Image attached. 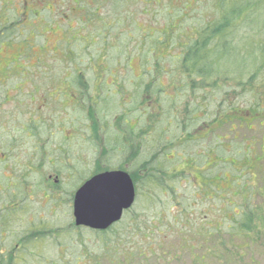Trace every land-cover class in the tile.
<instances>
[{"label":"rangeland","instance_id":"rangeland-1","mask_svg":"<svg viewBox=\"0 0 264 264\" xmlns=\"http://www.w3.org/2000/svg\"><path fill=\"white\" fill-rule=\"evenodd\" d=\"M80 1L0 0V18L2 3L21 18L0 37V244L17 256L31 239L0 262L264 264V127L250 122V100L176 69L173 43L147 51L165 6ZM238 33L219 68L246 80L251 39ZM107 169L131 175L133 206L107 230L77 226L76 192Z\"/></svg>","mask_w":264,"mask_h":264},{"label":"trees","instance_id":"trees-1","mask_svg":"<svg viewBox=\"0 0 264 264\" xmlns=\"http://www.w3.org/2000/svg\"><path fill=\"white\" fill-rule=\"evenodd\" d=\"M77 1L78 4L81 3L80 0ZM126 1L114 0L113 4L115 7L118 4H122L123 7L128 4H126ZM140 1L151 6L156 2L159 7L161 4V6H165V9H167V26L166 28L157 30L156 41H158V44L149 45L147 51L159 54L163 52L160 47L168 48L172 46V43L175 44V47L179 46L183 54L176 56L178 62L177 67H175L176 69L183 70L187 76L198 74L202 79L200 85L206 87H215L219 84L220 80L224 82L228 81V84L230 82L234 83L240 91L238 96L240 98H247L251 102L250 107L248 106V111L251 115L249 118L250 122L253 121L255 125L264 127V105L262 103L264 99V0H197L196 4L198 8H194L192 14L189 13L192 6L191 0H181L182 4L180 5L174 3V0H166L165 4L161 3L163 0ZM20 6H24V4ZM199 6H202L203 9H200ZM1 9L5 16L0 18V37H5V33L10 34L15 32V29H20L21 18L9 14V10L12 11L13 9L8 8L6 3H2ZM195 11H197L196 15ZM252 25L253 27L258 25L256 33L254 30V37L253 33H251L253 30ZM237 31L241 33L242 38L246 39L245 42H247L248 38L251 39L249 46L252 50L249 53L253 55L254 65L251 70L252 76L246 80H244L243 76L246 72L233 73L229 69L223 70L219 68L220 59L227 54L226 50L229 47H233L235 43L242 42L240 39L236 41L238 39V37L236 38ZM157 46H159L158 49ZM242 50H239L240 54ZM226 76L229 77L226 78ZM208 78H210V81L213 79V82H208ZM189 85L190 88L194 86L192 83H189ZM224 115L227 116V112ZM233 117L235 118V115ZM238 119L240 120V124L244 123L246 126H249V119H246L243 115L238 114ZM218 121L225 123L221 118ZM130 126L131 128L133 127L132 125ZM261 142L262 146H264V138H262ZM135 148L138 152L139 148L138 150L137 147ZM133 155H136V152ZM148 164L147 162L143 165L144 169L148 168ZM213 178L212 175L211 177L204 178L203 182L210 184H206L207 187L212 188L211 184H216L212 180ZM217 178L220 179V177ZM251 210V216H247V228L251 226L250 221L254 219L253 216L256 213L253 208ZM71 229L76 230L77 228L73 226ZM39 236L42 238L44 235ZM26 238L18 241L15 251L17 252V256L13 255L10 251L9 254L8 252L4 253L3 250L5 249H2L0 244V260H5L3 254L9 257V261L12 263L20 255L23 256L22 249L26 246V243H29ZM27 239L31 240L30 238Z\"/></svg>","mask_w":264,"mask_h":264},{"label":"water","instance_id":"water-1","mask_svg":"<svg viewBox=\"0 0 264 264\" xmlns=\"http://www.w3.org/2000/svg\"><path fill=\"white\" fill-rule=\"evenodd\" d=\"M136 199L131 175L124 170L98 173L76 192L74 216L77 226L105 230L119 221Z\"/></svg>","mask_w":264,"mask_h":264},{"label":"flooded vegetation","instance_id":"flooded-vegetation-1","mask_svg":"<svg viewBox=\"0 0 264 264\" xmlns=\"http://www.w3.org/2000/svg\"><path fill=\"white\" fill-rule=\"evenodd\" d=\"M41 167H43V165L41 164V161H40V163H39V168H41ZM105 171H113V170H111V169H107V170H105ZM104 171V172H105ZM101 172H103V171H100V172H98V173H101ZM98 173H95V174H98ZM95 174H93V175H91V177L92 176H94ZM90 178V177H89ZM58 182L57 181H53V184H57ZM40 184H48V182L46 183V182H43V183H40ZM12 187H14L15 185L14 184H12L11 185ZM35 186H37V184L35 185ZM42 193H43V195H45L46 196V191L45 190H43V188H42ZM74 200V199H73ZM9 203H12V205H10L9 206V209L8 210H10V209H14V205H16L17 206V208H18V204H20V203H14L13 201L12 202H9ZM117 223V222H116ZM116 223H114V224H116ZM84 228H85V226H83ZM19 247H20V245H19ZM2 249H5V248H2Z\"/></svg>","mask_w":264,"mask_h":264}]
</instances>
